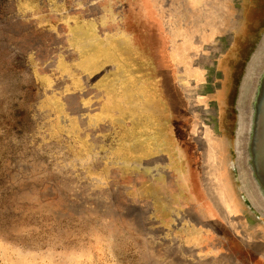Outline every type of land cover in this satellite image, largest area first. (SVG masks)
Returning <instances> with one entry per match:
<instances>
[{"label":"rangeland","instance_id":"1","mask_svg":"<svg viewBox=\"0 0 264 264\" xmlns=\"http://www.w3.org/2000/svg\"><path fill=\"white\" fill-rule=\"evenodd\" d=\"M0 264H264V0H0Z\"/></svg>","mask_w":264,"mask_h":264},{"label":"crops","instance_id":"2","mask_svg":"<svg viewBox=\"0 0 264 264\" xmlns=\"http://www.w3.org/2000/svg\"><path fill=\"white\" fill-rule=\"evenodd\" d=\"M243 157H239V161L237 162V167L241 168V165L243 164L244 161H242ZM229 167H231L230 169L227 168L225 170V172H220L221 176H224V182L226 184V186L224 187L225 192H226V201L228 203V207H229V211H231L233 214L239 212V213H243L245 211L244 208V201L242 200V198L239 200V195L237 193V191L234 188V183H233V178L231 177V175H233L234 170L232 169V166L229 165ZM235 174V173H234ZM217 176H219V172H217ZM238 180H240L243 184L242 188H245V174L243 172H239L238 173ZM227 180V181H226Z\"/></svg>","mask_w":264,"mask_h":264},{"label":"bare ground","instance_id":"3","mask_svg":"<svg viewBox=\"0 0 264 264\" xmlns=\"http://www.w3.org/2000/svg\"><path fill=\"white\" fill-rule=\"evenodd\" d=\"M248 86V85H247ZM245 95H246V93H245Z\"/></svg>","mask_w":264,"mask_h":264}]
</instances>
